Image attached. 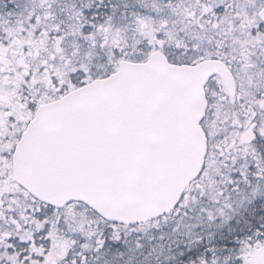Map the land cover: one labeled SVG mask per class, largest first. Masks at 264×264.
I'll list each match as a JSON object with an SVG mask.
<instances>
[{
	"label": "snow or ice",
	"instance_id": "obj_1",
	"mask_svg": "<svg viewBox=\"0 0 264 264\" xmlns=\"http://www.w3.org/2000/svg\"><path fill=\"white\" fill-rule=\"evenodd\" d=\"M0 264H264V0H0Z\"/></svg>",
	"mask_w": 264,
	"mask_h": 264
}]
</instances>
